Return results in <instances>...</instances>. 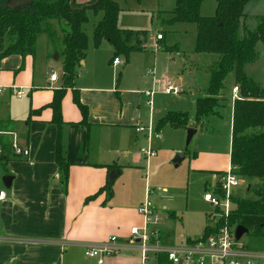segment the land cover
Masks as SVG:
<instances>
[{
    "label": "crops",
    "instance_id": "obj_1",
    "mask_svg": "<svg viewBox=\"0 0 264 264\" xmlns=\"http://www.w3.org/2000/svg\"><path fill=\"white\" fill-rule=\"evenodd\" d=\"M245 12L253 28L254 17L264 15V0H250ZM59 37L62 42L63 34ZM48 39L46 45L38 41L35 55L23 58L14 54L0 60V132L15 131L18 143L30 150L28 158H18L10 152L0 159V191L5 190L8 195L0 204V264H83L81 243L104 241L113 235L128 239L131 227L142 223L138 207L147 197V180L143 193L134 191L141 190V174L147 175L156 157L148 161L141 154L140 149L149 142L138 128L152 120L157 137L163 138L155 125L156 102L151 113L145 92L169 85L178 87L177 81L182 82L181 78L150 79V67L143 70L151 65L152 54L140 50L132 51L128 59L124 54L115 56L114 46L106 39L99 47L94 42L93 48L88 45L84 59L76 64V76L67 82L62 51L54 58V40L50 36ZM161 48L157 45L156 51ZM115 57L122 63L114 65ZM168 57L156 54L153 63ZM55 60L59 61L58 66ZM249 64L245 71L254 78L257 71L250 73ZM52 74L58 75L57 81L50 80ZM61 88L65 91L60 124L54 121V111L48 105ZM76 89L80 101L88 107V125L82 122V111L74 101ZM17 92L23 95L18 97ZM234 97L235 91L224 94L222 104L231 100L233 109ZM193 119L194 116L191 124ZM8 123L16 127L8 130ZM58 146L68 164L66 185L63 168L56 160ZM193 170L216 173L213 186L207 187L213 189L222 176L220 172L228 169L209 163ZM112 172L115 175L110 178ZM7 176L12 178L9 184L4 182ZM109 179L114 180L112 194L103 190ZM164 188L168 191V187ZM166 202L162 208H173L168 211L178 217L175 201ZM162 228L174 233L176 241L191 237L179 238L174 230ZM93 260L87 263L97 264ZM133 261L140 264L139 255L124 251L105 259L103 264H134Z\"/></svg>",
    "mask_w": 264,
    "mask_h": 264
},
{
    "label": "trees",
    "instance_id": "obj_2",
    "mask_svg": "<svg viewBox=\"0 0 264 264\" xmlns=\"http://www.w3.org/2000/svg\"><path fill=\"white\" fill-rule=\"evenodd\" d=\"M7 1L0 0V60L14 54L23 58L35 55L37 39L44 24L50 20H60L64 25L63 70L67 82L72 81L76 76V64L84 59L88 48V37L82 24L87 20L89 9H94L95 13L103 11V16L95 27L96 47L106 39L114 46L115 56L124 54L127 59L132 51L144 49L139 33L118 27L121 8L112 0H92L88 4H79L74 0L73 5L72 0H33L32 4L16 8L7 7ZM216 1L217 8L213 16L201 14L203 0H177L172 11L173 21L197 25V53L217 55V61L209 69L207 94L196 99L194 121L198 124L210 116H221L220 108L224 106L222 103L225 101L223 96L226 82L230 76L234 77L240 92L233 102L230 164L234 172L242 178L264 182V86L245 71L246 65L258 57V43L264 44V15L254 17L256 24L250 29L246 23L250 16L245 12L250 0ZM7 36L11 38V42L5 47ZM49 36L53 39L51 33ZM64 91V88L56 90L52 103L48 105L54 111V121L60 124ZM74 101L82 111V122L88 125V107L80 101L77 89L74 91ZM184 115L186 114L181 112H169L161 119V125L175 122L189 128L192 120ZM0 145L3 147L0 157L2 159L11 152V143L6 137H0ZM56 160L63 168L66 185L68 164L64 160L61 146H58ZM113 182L114 180L109 179L103 190L112 194ZM256 196V200L233 198L236 208L230 215L229 222L231 225L246 227L248 233L264 236V186L256 192ZM173 215L174 212H171L170 216ZM222 223L223 220H220L219 224ZM210 233L211 230L206 225L203 234L206 236ZM163 235L169 241L170 235ZM160 264L170 263L162 260Z\"/></svg>",
    "mask_w": 264,
    "mask_h": 264
},
{
    "label": "rangeland",
    "instance_id": "obj_3",
    "mask_svg": "<svg viewBox=\"0 0 264 264\" xmlns=\"http://www.w3.org/2000/svg\"><path fill=\"white\" fill-rule=\"evenodd\" d=\"M112 1L116 2L121 8L118 15V27L139 33V39L144 37L142 44L145 45V48L142 51L152 55L150 56L151 65L147 66L143 71H147L148 67H150L149 69L154 72L150 79L153 78L158 81L182 79V82L177 81L178 87L182 90L180 94H167L159 91L154 95L153 101L156 102L155 121L157 122L155 125L157 131H161L163 138H158L155 130V137L152 143L157 150V158L152 159L154 161L151 167L148 168L149 172H146L147 175L144 176L143 174L142 176L141 174V177H143L141 190H135L134 192L135 194L137 192L143 193L144 182L147 180V189L151 188L153 190L150 194V199L154 205H156V202L161 205V207L157 206L162 218L160 231L162 234L170 235L169 241L174 239L176 241V236L174 233L165 231L162 226L174 230L179 238L183 236L200 237L207 225V213L213 210L212 206L204 202L203 196L205 191L209 189L207 187L213 186L216 173L195 172L193 169L209 163H212L215 168L228 169L231 163L233 119L231 100H228L221 107V116H210L204 122L197 124L193 121L190 124V127H198L199 130L194 134L189 144L187 143L188 127L175 122H167L163 126L161 125V119L169 112H181L192 120L195 111V97L203 93L207 94V92H204L209 83V72H207V69L217 59V55L201 54L195 51L197 34V25L195 23L173 21L172 11L176 7L177 0ZM91 2L92 0H77L79 4ZM216 8V0H203L201 14L213 16L216 13ZM102 16L103 11L100 10L95 13L94 9H89L87 11V20L82 24V29L88 37L90 49L94 46L95 27ZM246 23L249 28H252L250 27V20ZM63 27L64 25L60 20L47 21L44 24L43 31L38 36L36 48H38V41L39 44L46 45L49 40V33H51L54 39V43H52L56 48L53 55L55 58V55L64 49L63 42L59 39L60 33L64 36ZM158 33H162L165 36L163 41L157 40ZM133 41L138 44L136 39ZM10 42L11 38L7 36L4 46L6 47ZM157 45L162 46L158 51H156ZM257 51L258 57L247 67L250 73L257 71L255 72V79L251 77L253 80L258 83H264V44L262 42L258 43ZM161 53L170 55L168 57L170 59L154 64L155 55H161ZM54 64L58 66L59 61L55 60ZM122 66L120 65L119 67L121 68ZM120 68L119 72L121 71ZM235 86V79L230 76L226 82L225 94L229 95L234 92ZM160 117L162 118L158 120ZM158 125H160L159 129ZM5 127L11 130L16 126L8 123ZM0 137H6L10 143L12 142V138L9 136L0 135ZM160 147L164 150L159 151ZM171 150H175V152ZM167 153L171 156H167ZM178 154H184L186 158L177 165L174 160ZM135 179H137V176H135ZM250 185L251 187L249 188ZM263 186L264 182H261V180L254 179L250 181L242 178L241 184L233 190L234 197H232L233 203H231L230 209L233 211L236 208L233 198L236 200H256L258 198L256 192ZM164 187H168L167 192L159 191V189ZM167 199L175 201L178 217L176 215L170 216L171 213L168 210L173 208L170 207L168 210L162 208L164 203L168 204L166 202ZM213 215L215 217V212ZM240 241L250 248L260 249L264 246V236H257L252 233L245 234ZM80 250L82 249L80 248ZM82 254L85 264L91 262L89 260L92 259L87 258L83 250ZM152 261L153 255H151L150 262ZM166 262L168 263V261Z\"/></svg>",
    "mask_w": 264,
    "mask_h": 264
},
{
    "label": "built area",
    "instance_id": "obj_4",
    "mask_svg": "<svg viewBox=\"0 0 264 264\" xmlns=\"http://www.w3.org/2000/svg\"><path fill=\"white\" fill-rule=\"evenodd\" d=\"M164 39L162 33L157 34V40ZM145 46H143L144 48ZM119 57L113 59V64H121ZM149 71V75H153ZM58 75L52 74L51 81H57ZM162 91L167 94H180L182 90L174 85L163 87L161 90L152 88L145 92L147 97L146 105L152 113L154 105V95ZM235 97H238L240 89L234 87ZM23 92H17L21 97ZM155 126L153 121L147 125H141L138 128L140 133H144L149 144L140 149L141 154L148 161L157 156V150L152 146V140L155 137ZM0 135L12 138L11 152L18 158H28L30 150L21 146L17 141L15 131H2ZM3 154V147L0 145V156ZM242 177L234 172L230 165L219 180V184L213 189H208L204 193V201L213 207L207 218V225L211 233L202 234L200 237H183L179 241H166L165 235L160 231V222L162 220L158 208L150 199L152 189H147V197L138 207V212L142 217L141 225L133 226L130 229L128 239H121L113 235L104 241L84 242L80 244L84 255L87 258L94 259L97 264H103L105 259L120 255L124 251H130L138 254L141 260L140 264H160L162 260L170 264H264V246L260 249L250 248L240 240L236 239V225L229 222L232 210L230 209L234 189L241 184ZM159 191L167 192L166 188ZM5 190L0 191V204L7 199ZM215 212V217L213 213ZM223 220L222 224H219ZM163 235V236H162ZM153 255V261L151 260Z\"/></svg>",
    "mask_w": 264,
    "mask_h": 264
},
{
    "label": "water",
    "instance_id": "obj_5",
    "mask_svg": "<svg viewBox=\"0 0 264 264\" xmlns=\"http://www.w3.org/2000/svg\"><path fill=\"white\" fill-rule=\"evenodd\" d=\"M33 0H8L6 3V6L9 8H16V7H22L25 6L27 4H32ZM74 0L71 1V4L73 5ZM144 38V37H142ZM197 129L194 127H190L188 128V134H187V143L189 144L191 142L192 137L194 136V134H196ZM185 159V155L184 154H178L177 157L175 158L174 162L178 165L180 162H182ZM114 172H112L110 178L114 177ZM12 178L7 176L4 178V182L9 184L11 182ZM249 232V230L242 226V225H238L236 226V239L237 240H241L242 237L247 234Z\"/></svg>",
    "mask_w": 264,
    "mask_h": 264
}]
</instances>
